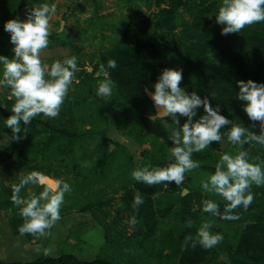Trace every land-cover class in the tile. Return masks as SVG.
<instances>
[{"label": "trees", "instance_id": "obj_1", "mask_svg": "<svg viewBox=\"0 0 264 264\" xmlns=\"http://www.w3.org/2000/svg\"><path fill=\"white\" fill-rule=\"evenodd\" d=\"M29 1L16 0L12 9L13 14L16 15L21 11ZM156 2L158 6L169 3H167L168 7L160 9L156 14L155 27H150L144 22H136L128 26L118 46L115 45L111 50L101 54L99 62L92 67L93 72L84 69L83 77L76 89L79 92L68 93L67 96L69 102L76 104L74 114L71 115L70 126L61 122L49 124L40 120L39 116L31 122V127L21 122L22 129L28 128V139L25 144L29 149L28 154H34L35 157L41 154V157L44 156L51 162L56 161L62 164L66 170L71 168L77 174H80L78 169H81L84 177L88 176L89 180H99L111 184L114 188H127L124 195L127 211L130 216L136 215L138 221L143 220L148 229L147 233L142 234V243L154 235L155 227L159 224L157 215L167 218L172 213L180 225H187L189 221L200 219L203 215L204 219L214 221L211 228L213 234L220 233V227H228L231 230L233 244H226L223 240L218 246L220 250L228 252L233 264H264V186L253 185L251 187L250 191L254 194V200L246 210L242 206L235 210L234 214H239L240 217L238 220H223L202 210L203 201L212 199L219 204V210L223 214L226 201L222 197L210 193L203 195L201 191L184 196L181 188L177 187L174 182L155 186L137 182L131 174L140 166L136 167L134 158L131 155L127 156L125 152L116 153L111 146L103 145V150L99 152L102 159L93 162L94 152L92 153L91 143L89 147L87 141L94 139L96 131L84 129L83 125L95 124L99 129L100 123H104L106 126H115L117 130L126 127H129L131 132L136 130L138 135L135 140L139 142L142 141L143 136H152L154 140L156 139L155 141L159 138L164 139V143H160L153 151H146V154L149 165L167 166L171 140H169L170 130L164 121H168L175 127L177 125L170 120V117L167 119L150 118L156 116V110L154 103L146 93V89L154 91L153 86L165 68L182 69L181 87L185 91L189 93L195 91L202 99L207 96L213 107L220 105V114L232 120L233 124H240L257 134L260 132L259 122H255L253 127L254 122L243 110L245 102L237 99L239 93L237 82L240 80L246 82L251 79L257 83H264V22L246 27L240 33L225 36L221 34L223 25L215 22V15L221 5L218 0H156ZM4 4L7 5L8 1L5 0ZM180 8L190 14L192 23L183 25L182 35L177 36L174 30L177 18L180 16L178 14ZM3 30L4 26L0 28V34L4 32ZM0 46V55L14 57L11 45L1 35ZM109 59L116 60L115 69L107 68ZM101 64H104L108 70L109 79L115 81L117 85L113 90V95L107 99L97 95V81L105 79L103 76L95 77ZM2 73L3 68H0V77ZM13 104L9 103V106L4 107L0 102L1 133H12L6 125V120L12 115ZM83 109L88 110L86 115L79 116L82 114L79 113L80 110ZM204 114L201 107L198 109L196 118ZM185 120L184 117L180 118L181 126ZM230 128L231 125L221 129L225 140ZM229 145L230 147L226 150L229 154L235 155L237 151H246L249 148L247 152L250 162L264 161V145L253 142L245 144L242 149L239 146ZM219 148L221 145L213 142L203 152L193 155L195 160L202 161L203 158L205 160L203 163L200 161L201 167L197 169V175L206 174L203 176L205 177L214 173L215 166L210 165L211 155L213 150ZM117 154H119L118 159H116ZM115 171L119 175L117 178L122 180V185H118L116 179L110 178L109 174ZM104 177L106 179H102ZM200 181V178H194L189 187L202 189ZM130 183L133 184L134 189L127 187ZM196 185L198 188L195 187ZM38 188L43 190L41 186ZM164 188L171 189L170 193L175 191H180V193L174 196L169 194L163 200L154 198ZM133 190L135 193L139 191L144 199L138 211L132 208L135 194ZM196 202L199 203V208L193 206ZM4 204L6 207L7 202ZM1 205L3 203L0 202ZM72 207H66L64 210ZM81 210L86 211L87 208L83 207ZM23 222V218L18 213L9 220L15 236L20 235L18 229ZM114 225L115 223H112L109 226L112 228ZM169 232V243H173L174 246L171 248V253L164 255L162 250L156 252V255L162 257L164 261L174 258L178 264L177 258L181 254L179 264H214L213 259L208 256L210 249H204L199 244L193 248L191 241L185 240L188 235L195 239L197 231L193 227L186 226L177 239L171 231ZM126 234L125 230L122 233L111 231L110 236L113 240L107 238V243L109 246L116 244L127 248L128 244L120 245L116 240L125 238L121 236H126ZM25 235L29 240L37 239L30 234ZM23 241L21 239V242ZM145 251L150 253V249ZM114 260L115 258L101 256L93 261H81L74 254H62L59 258L41 255L30 261H10L8 258H0V264H126L129 261V259L118 262Z\"/></svg>", "mask_w": 264, "mask_h": 264}, {"label": "clouds", "instance_id": "obj_2", "mask_svg": "<svg viewBox=\"0 0 264 264\" xmlns=\"http://www.w3.org/2000/svg\"><path fill=\"white\" fill-rule=\"evenodd\" d=\"M57 12L55 4L42 3L33 5L27 10V19H9L4 24V30L10 34L14 45V57L0 55V65L3 66L0 87L10 89L8 99H14L11 113L6 125L12 130V140L19 142L26 138L28 128L22 129L21 122L29 125L37 116L55 119L68 96L75 74L80 71L78 57L71 56L63 61L55 60L51 65L44 62L42 55L49 46L52 34L51 20ZM211 18V17H209ZM215 22L223 25L222 35L240 33L246 27L264 22V0H222ZM65 25L61 23V29ZM117 62L109 59L107 68L115 69ZM92 71V69H88ZM96 77L108 76L104 64L100 65ZM183 70L165 68L154 84V91H149L156 108V116L160 119L171 118L177 125L170 130L169 140L173 146L169 148V163L166 167L145 166L132 172V178L148 186L175 183L177 187L184 184L188 173L201 167L199 160L193 159L195 153H201L213 142L225 146H239L253 142L264 145V83L251 79L238 81L239 93L237 99L245 102L243 110L251 121L259 122L260 132L257 134L240 124H233L226 116L221 115L218 104L213 107L207 96L203 99L195 91L189 93L181 87ZM78 82V81H77ZM117 87L111 79L101 80L97 95L110 98ZM215 94H212L214 98ZM203 108L204 115L198 119V109ZM186 118L181 126L180 118ZM231 125L227 139L221 129ZM21 133H24L22 136ZM259 159V158H257ZM43 187L36 195L29 190V198H22L21 191L28 185ZM201 187L206 193L222 197L226 204L221 214L219 204L212 199L203 201V212L218 216L223 220H238L235 210L243 207L245 210L254 200L250 191L253 185L264 186V161L253 163L249 160L247 151H237L235 155L227 151L221 155L215 164V171L201 179ZM69 183L53 179L40 171H31L22 175L18 184L12 188V202L20 207L23 224L19 226L21 236L30 234L37 239L51 235V229L61 220V206L65 194H70ZM187 194V189L183 190ZM144 203L142 194H134L132 208L138 211ZM131 231L138 223L136 215L126 221ZM191 221L188 222L191 226ZM214 221L206 220L196 232V237L186 238L195 248L199 244L204 249H211L224 239L220 233L213 234L211 228ZM47 254V250L45 252ZM82 261V260H81Z\"/></svg>", "mask_w": 264, "mask_h": 264}, {"label": "rangeland", "instance_id": "obj_3", "mask_svg": "<svg viewBox=\"0 0 264 264\" xmlns=\"http://www.w3.org/2000/svg\"><path fill=\"white\" fill-rule=\"evenodd\" d=\"M4 1L0 0V28L9 19H27V10L33 5L42 3L56 5L57 12L51 20L52 34L49 37L50 43L48 48L44 50L42 59L51 65L55 60L63 61L71 56L78 57L80 71L75 74V79L70 87L69 93L72 94L79 92L76 89L81 77H83L84 69H92L99 62L101 54L111 50L115 45L118 46L128 26L136 22H144L150 27H155L156 14H158L160 9L168 7L167 3H169L166 2L158 6L156 0H30L21 11L14 15L12 9L16 0H7V5L4 4ZM218 1L220 4L222 3V0ZM178 14H180L178 16L180 19L177 18L174 33L177 36H181L183 25H188L192 22L190 14L183 8L178 10ZM61 23L65 25L63 29H61ZM3 31L0 35L7 39L13 52L14 45L11 43L10 34L5 30ZM159 32L162 33L161 30ZM0 68L2 69L3 66L0 65ZM90 72H93V69ZM79 75L81 76L79 77ZM103 78L109 79V72L108 76H103ZM100 81H97V88ZM9 93L10 89L0 87V102L3 103L4 107L9 106V103L13 104L15 102L14 99H8ZM75 105L66 98L58 117L50 119L41 114L39 118L49 124L61 122L70 126L71 115L74 114ZM87 111L84 109L80 110L79 113L82 114L79 116L86 115ZM150 118L155 119L157 116H151ZM164 123L165 125H171L168 121H164ZM28 127H31V123ZM171 127L176 128L177 126L171 125ZM83 128L96 131L94 139L87 141L89 147V143H91L92 153L94 152L93 156L95 158L93 162L102 159L99 152L103 150V145H105L107 147L111 146V149L116 153L125 152L127 156L131 155L134 158L136 167L152 166L148 163L149 159L146 151H153L164 141L161 138L155 141L156 139L154 140L152 136H143L141 142L136 141L135 138L138 132L136 130L131 132L129 127L117 130L115 126H106L104 123H100L99 129L95 124H86L83 125ZM21 135L23 136L24 133ZM11 137L12 133L0 132V202L3 203L2 207L0 206V258H8L10 261H30L41 255L59 258L62 254H74L82 261H93L102 256L115 258V262L129 259L126 264H176L174 258L164 261L162 257L156 255V252L162 250L164 255L171 253V248H174V246L173 243H169V231L177 239L180 232L186 226H189L188 223L187 225H180L172 213L167 218L157 215L159 224L155 227L154 235L142 243V234L148 232L143 220H140L131 231L129 230V224L126 223L131 218L127 211V205L124 203V195L128 190L127 188H114L111 184H106L99 180H89L88 176L84 177L85 175H83L81 169H78L80 174H77L71 168L66 170L62 164L56 161L51 162L48 158L41 157V154L36 157L34 154L29 155V149L25 145L28 139V132L26 138L21 139L19 142L12 140ZM172 146L173 142L171 141ZM229 147L230 145L225 149L213 150L210 165L215 166L221 155ZM236 147L232 146V148ZM248 150L249 148L246 151ZM118 156L119 154L116 155V159H118ZM206 160L209 159L206 158ZM203 162H205L204 158L201 163ZM31 171H40L53 179L65 181L72 187L71 193L65 194L64 203L60 209L62 218L51 229V235L35 240H29L26 235L15 236L9 223L14 214L17 215L18 213L20 215V207H23L16 206L11 200L13 185L19 183L22 175H26ZM109 175H111L110 178L118 181V185H122L123 182L117 178L119 175L116 171L111 172ZM203 176L197 175V169L188 173V178L180 186L182 193L184 189H187L186 195L197 191H201L203 195L206 194L201 188L189 187L190 183H193L194 178H200L201 180L204 178ZM102 179H106V177ZM84 182L85 185H83ZM132 185L130 183L127 187L134 189ZM195 187L198 188V185ZM29 190L36 195L41 192L37 185L30 184L22 189L21 197L29 198ZM135 190L132 192L135 193ZM170 190L164 188L154 198L163 200L169 194L174 196L180 193V191L170 193ZM183 195L186 196L185 194ZM74 201L77 203L73 204L75 203ZM4 202H7L6 207ZM69 206L73 207L69 210L67 209L68 211L64 210ZM193 206L195 208L200 207L197 202ZM83 207H86L87 210H81ZM204 221L206 219L201 215L200 219L191 221V227L197 231ZM112 223H115V225L110 228L109 225ZM220 228V234L223 235L224 242L232 245L231 230L228 227ZM124 230L127 234L121 237L125 238L116 240L120 245L122 243L128 244V247L124 248L122 245L117 246L116 244L109 246L107 238L113 240L110 236L111 231L122 233ZM127 235L128 239H126ZM188 237L190 236L188 235L186 238ZM21 239L24 241L21 242ZM148 249H150V253L145 251ZM46 250L47 254H45ZM208 256L213 259L214 264H233L228 252L220 250L218 245L210 249ZM180 257L181 254L177 258L178 264Z\"/></svg>", "mask_w": 264, "mask_h": 264}, {"label": "water", "instance_id": "obj_4", "mask_svg": "<svg viewBox=\"0 0 264 264\" xmlns=\"http://www.w3.org/2000/svg\"><path fill=\"white\" fill-rule=\"evenodd\" d=\"M150 90L146 89V93H148ZM148 95V94H147ZM149 99L153 102V100L151 99L150 95H148ZM154 103V102H153ZM155 106V105H154ZM156 110V108H155ZM159 118V117H157ZM160 119V118H159ZM228 145H225V146H221L222 149H225Z\"/></svg>", "mask_w": 264, "mask_h": 264}]
</instances>
